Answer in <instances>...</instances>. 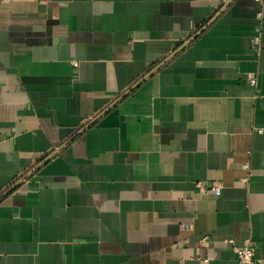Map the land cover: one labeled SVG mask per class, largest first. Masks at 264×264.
Listing matches in <instances>:
<instances>
[{
  "label": "crops",
  "instance_id": "obj_1",
  "mask_svg": "<svg viewBox=\"0 0 264 264\" xmlns=\"http://www.w3.org/2000/svg\"><path fill=\"white\" fill-rule=\"evenodd\" d=\"M245 242L264 264V0H0V264Z\"/></svg>",
  "mask_w": 264,
  "mask_h": 264
},
{
  "label": "built area",
  "instance_id": "obj_2",
  "mask_svg": "<svg viewBox=\"0 0 264 264\" xmlns=\"http://www.w3.org/2000/svg\"><path fill=\"white\" fill-rule=\"evenodd\" d=\"M259 40L258 36L254 37V42L257 43ZM250 84H255V79H250ZM262 130L261 128L259 129ZM196 186L198 187L200 192H205L207 190H211L215 194H219L220 188L218 185L208 184L206 182H197ZM235 257L238 264H250L253 262V249L251 246L245 242L243 246L236 248ZM209 260L207 258L202 259V264H209Z\"/></svg>",
  "mask_w": 264,
  "mask_h": 264
}]
</instances>
